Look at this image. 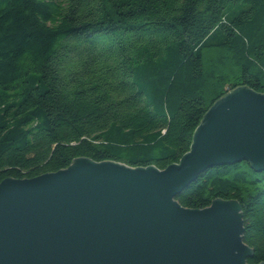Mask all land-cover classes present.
<instances>
[{
    "label": "trees",
    "instance_id": "16d2710c",
    "mask_svg": "<svg viewBox=\"0 0 264 264\" xmlns=\"http://www.w3.org/2000/svg\"><path fill=\"white\" fill-rule=\"evenodd\" d=\"M237 86L264 92V0H0V183L78 158L164 170ZM196 177L174 201H237L264 262V169Z\"/></svg>",
    "mask_w": 264,
    "mask_h": 264
},
{
    "label": "water",
    "instance_id": "95a60500",
    "mask_svg": "<svg viewBox=\"0 0 264 264\" xmlns=\"http://www.w3.org/2000/svg\"><path fill=\"white\" fill-rule=\"evenodd\" d=\"M203 115L189 151L164 170L78 158L4 179L0 264H249L237 201L199 210L174 198L208 168L246 160L264 169V92L237 86Z\"/></svg>",
    "mask_w": 264,
    "mask_h": 264
},
{
    "label": "rangeland",
    "instance_id": "374dc122",
    "mask_svg": "<svg viewBox=\"0 0 264 264\" xmlns=\"http://www.w3.org/2000/svg\"><path fill=\"white\" fill-rule=\"evenodd\" d=\"M241 7H242V5H238V6L236 5V10H239Z\"/></svg>",
    "mask_w": 264,
    "mask_h": 264
}]
</instances>
